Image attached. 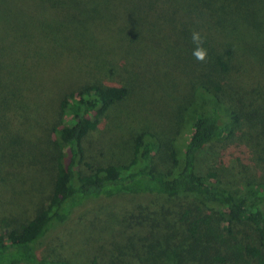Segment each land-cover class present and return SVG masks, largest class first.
Segmentation results:
<instances>
[{
  "label": "trees",
  "instance_id": "1",
  "mask_svg": "<svg viewBox=\"0 0 264 264\" xmlns=\"http://www.w3.org/2000/svg\"><path fill=\"white\" fill-rule=\"evenodd\" d=\"M96 11L148 27L156 53L131 45L126 54L148 73L157 64L156 87H189L180 108L192 122L180 151L165 152L146 128L127 162L97 159L92 136L129 89L92 60L84 31ZM193 31L207 49L203 62L192 55ZM236 125L262 142L263 162L259 183L238 193L217 173L196 171L200 151ZM19 168L48 169L52 180L27 220L0 231V264H72L41 255L43 239L81 205L116 194L161 195L176 209L170 231L159 233L154 218L138 223L107 256L111 264H264V0H0V171Z\"/></svg>",
  "mask_w": 264,
  "mask_h": 264
},
{
  "label": "rangeland",
  "instance_id": "2",
  "mask_svg": "<svg viewBox=\"0 0 264 264\" xmlns=\"http://www.w3.org/2000/svg\"><path fill=\"white\" fill-rule=\"evenodd\" d=\"M90 14L86 17L84 37L92 47L94 64L111 66L113 76L108 80L127 84L129 89L122 103L105 114L108 125L101 126L100 133L92 136L99 152L97 159L103 163L127 162L132 152V138L146 128L159 133L165 152L169 148L180 151L192 122L189 108H180L183 97L190 92L189 87L180 81H168L169 85L156 87L152 81L164 79L154 72L157 64L146 60L148 66L152 63V72L148 73V70L141 69L140 65L144 64L141 59L135 64L133 51L126 54L133 48L131 45L144 49L143 53L159 49L146 37L148 27L134 24L130 26L134 30L119 20L98 16L97 11ZM150 33V38L154 37L155 32ZM159 44L161 49L166 47L163 42ZM146 83L149 84L148 90L141 86ZM222 118L226 126L231 127L230 118L223 113ZM253 135L236 125L228 139L217 140L200 151L196 171L201 175L217 173L222 181L237 189V193L243 191L242 186L258 184L263 165L258 160L262 142H256ZM164 156L166 154L156 157L157 167L163 166ZM50 175L48 169L40 168L0 171V231L9 226L16 227L28 219L38 198L48 193ZM175 209L171 198L155 194H116L108 199L91 200L78 207L62 226L43 239L39 253L48 258H64L72 264H111L107 256L116 247L126 245L128 233L139 231L138 223L146 224L154 218L158 232H167L174 222ZM171 252L175 253V249Z\"/></svg>",
  "mask_w": 264,
  "mask_h": 264
},
{
  "label": "clouds",
  "instance_id": "3",
  "mask_svg": "<svg viewBox=\"0 0 264 264\" xmlns=\"http://www.w3.org/2000/svg\"><path fill=\"white\" fill-rule=\"evenodd\" d=\"M191 40L196 45V47L193 49L192 55L198 61H205L207 57V49L203 47L204 41L199 32L193 31L191 33Z\"/></svg>",
  "mask_w": 264,
  "mask_h": 264
}]
</instances>
